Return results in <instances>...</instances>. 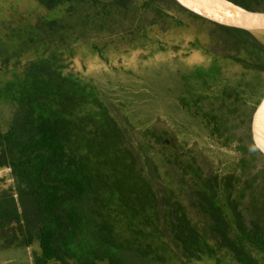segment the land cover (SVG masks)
<instances>
[{"label":"trees","instance_id":"obj_1","mask_svg":"<svg viewBox=\"0 0 264 264\" xmlns=\"http://www.w3.org/2000/svg\"><path fill=\"white\" fill-rule=\"evenodd\" d=\"M36 1L49 15L68 6L106 19L152 15L166 35L200 25L207 41L155 40L150 26L135 27L129 47H155L136 69L115 67L107 44H96L111 71L87 74L74 61L84 30L41 18L26 31L41 54L0 68V169L11 180L0 187V254L31 251L29 264H264V163L235 133L241 104L264 79L259 36L167 0ZM225 1L264 12V0ZM196 52L203 62H190ZM121 72L134 90L118 83ZM164 117L168 128L150 124ZM196 137L216 144L215 164L192 147Z\"/></svg>","mask_w":264,"mask_h":264},{"label":"rangeland","instance_id":"obj_2","mask_svg":"<svg viewBox=\"0 0 264 264\" xmlns=\"http://www.w3.org/2000/svg\"><path fill=\"white\" fill-rule=\"evenodd\" d=\"M76 7L77 9H75L73 15L69 13L71 10L70 6L63 7L58 12L49 15L46 10L40 7L36 0H0V37L4 40V42L0 44V68L4 66V60L8 57L10 58L9 65L12 67L16 61H20L23 64L28 60L35 59L41 54V52L38 54L36 51L29 50V48H31L29 36L25 34L27 30L35 27L41 18H59L74 30H84L82 33L77 34V36L82 39L75 42L76 54L74 61L78 68L80 70L85 69L87 74L111 71V68L107 66L106 62L99 54L95 53L94 46L96 44L100 45V47L107 44L106 50L104 51L105 57L109 58L111 61L113 60L115 67L121 68L124 66L126 70L136 69L141 57L147 56L155 47L150 44L147 48L140 45L133 47L134 49L130 48V43L126 39V36L129 30L135 27L141 28V26H150L149 36L151 39L155 40H159V37H165L171 41L173 39H183L185 41L198 40L200 43H206L207 41L205 35L207 28L200 25H192L183 32L179 31L166 35L159 31L158 26L153 27L150 25V22L154 21V16L152 15L136 14L132 12L130 15L122 14L121 16L113 14L112 17L106 19L97 16L88 8ZM8 28L11 30L22 29V39H12L10 37L11 32ZM256 35L264 42V31L257 32ZM23 51L27 52L22 55ZM150 60L152 62H159V53H156ZM203 61L204 58L197 52L194 53L193 57L190 59L191 63H200ZM115 77H117L118 83H122L121 86H128L134 90V85H132L130 78L126 74L121 72L120 74H116ZM137 105H140V108H142V117H145L144 114L147 115L154 111L150 109L151 104L144 106L143 103L142 106V102L140 101L135 106ZM247 117H251L256 121V127L261 128V136L262 128L264 129V100L258 103ZM144 119L155 120L154 117L148 119L145 117ZM161 119L162 121L157 119L156 123L152 122V120L150 124H154L155 128L158 130L168 128L170 122L167 121V118L164 117ZM249 124L250 122H247V127ZM2 129L3 127L0 119V130ZM191 144L193 148L203 154V158L206 159V161L208 160V164L211 162L215 164L216 159L214 153L215 150L218 149L213 141L196 137L191 141ZM228 153L234 154V152L231 151ZM3 172L4 170L0 169V187H8L11 184V180L9 177H3ZM30 254L31 251L9 250L0 254V264H29L31 263Z\"/></svg>","mask_w":264,"mask_h":264},{"label":"water","instance_id":"obj_3","mask_svg":"<svg viewBox=\"0 0 264 264\" xmlns=\"http://www.w3.org/2000/svg\"><path fill=\"white\" fill-rule=\"evenodd\" d=\"M167 1L185 15L209 24L255 33L264 31V12L249 11L225 0H220L224 8L202 6L189 0ZM263 100L264 79L248 93L241 104L235 121V133L249 152L264 163V137L249 129L245 123L246 117Z\"/></svg>","mask_w":264,"mask_h":264},{"label":"bare ground","instance_id":"obj_4","mask_svg":"<svg viewBox=\"0 0 264 264\" xmlns=\"http://www.w3.org/2000/svg\"><path fill=\"white\" fill-rule=\"evenodd\" d=\"M191 2H194L196 4L202 5V6H210V7H223V2L220 0H189ZM261 136L264 137V129L262 128Z\"/></svg>","mask_w":264,"mask_h":264}]
</instances>
